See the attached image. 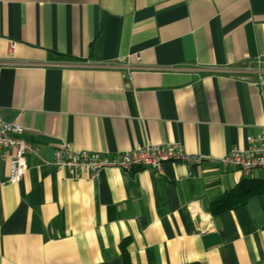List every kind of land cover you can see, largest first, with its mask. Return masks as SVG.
<instances>
[{
    "label": "crops",
    "instance_id": "1",
    "mask_svg": "<svg viewBox=\"0 0 264 264\" xmlns=\"http://www.w3.org/2000/svg\"><path fill=\"white\" fill-rule=\"evenodd\" d=\"M0 116L39 148L15 184L0 160V264H122V242L132 264H264V196L209 210L245 176L217 160L264 137V0H0ZM64 142L203 161L77 179Z\"/></svg>",
    "mask_w": 264,
    "mask_h": 264
},
{
    "label": "built area",
    "instance_id": "2",
    "mask_svg": "<svg viewBox=\"0 0 264 264\" xmlns=\"http://www.w3.org/2000/svg\"><path fill=\"white\" fill-rule=\"evenodd\" d=\"M13 47L14 43H11L10 52ZM243 68L246 72L255 69L250 65ZM247 143L246 148H233L217 161L223 166L239 170L245 176H250L256 170L264 171V137H248ZM38 152V144L24 137V127L0 116V160L9 158L6 183L15 184L21 181L28 170L27 157L37 156ZM53 156L55 167L65 169L69 176L77 179L82 178V173H85L89 180L96 179L99 171L105 168L122 171L143 168L160 174L164 162H182L191 167L203 161V157L185 153L183 147L176 143H145L109 155L99 151L77 150L72 143L64 142L54 149Z\"/></svg>",
    "mask_w": 264,
    "mask_h": 264
},
{
    "label": "trees",
    "instance_id": "3",
    "mask_svg": "<svg viewBox=\"0 0 264 264\" xmlns=\"http://www.w3.org/2000/svg\"><path fill=\"white\" fill-rule=\"evenodd\" d=\"M250 176H244V178L236 183L232 188L220 192L212 200H210V212L218 214L224 211L234 210L247 204L249 199L254 196H264V179L251 178ZM120 251L122 264H132L126 242L121 243Z\"/></svg>",
    "mask_w": 264,
    "mask_h": 264
}]
</instances>
